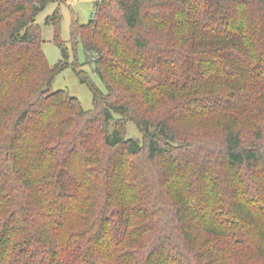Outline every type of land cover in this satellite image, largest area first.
Listing matches in <instances>:
<instances>
[{"label":"trees","instance_id":"16d2710c","mask_svg":"<svg viewBox=\"0 0 264 264\" xmlns=\"http://www.w3.org/2000/svg\"><path fill=\"white\" fill-rule=\"evenodd\" d=\"M56 1L0 0V264H264V0L98 1L90 111Z\"/></svg>","mask_w":264,"mask_h":264},{"label":"rangeland","instance_id":"374dc122","mask_svg":"<svg viewBox=\"0 0 264 264\" xmlns=\"http://www.w3.org/2000/svg\"><path fill=\"white\" fill-rule=\"evenodd\" d=\"M100 0H58L49 3L36 17L42 35V50L52 68L63 60L60 43L67 49L69 57L65 60L69 66L57 74L51 92L67 91L79 99L84 109H93V94L90 88L81 81L78 72H83L103 92L106 87L93 66L86 64V54L81 41L74 42L73 26L88 24L95 17L96 3ZM56 12L60 13V23L56 27L48 23V18ZM109 132L113 130V122L109 124ZM127 138L141 140L142 134L134 123L127 127Z\"/></svg>","mask_w":264,"mask_h":264}]
</instances>
